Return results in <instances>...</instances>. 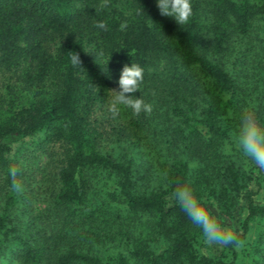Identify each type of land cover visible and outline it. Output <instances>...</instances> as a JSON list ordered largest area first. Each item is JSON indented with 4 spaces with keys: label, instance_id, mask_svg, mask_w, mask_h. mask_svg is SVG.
Returning a JSON list of instances; mask_svg holds the SVG:
<instances>
[{
    "label": "trees",
    "instance_id": "1",
    "mask_svg": "<svg viewBox=\"0 0 264 264\" xmlns=\"http://www.w3.org/2000/svg\"><path fill=\"white\" fill-rule=\"evenodd\" d=\"M130 62L152 111L100 117ZM20 63L31 96L0 117V262L236 263L240 249L202 251L174 192L190 183L243 240L264 222V170L224 150L245 110L264 126V0H192L182 26L155 0H0V65ZM35 139L55 151L50 186L17 191L15 146Z\"/></svg>",
    "mask_w": 264,
    "mask_h": 264
},
{
    "label": "clouds",
    "instance_id": "2",
    "mask_svg": "<svg viewBox=\"0 0 264 264\" xmlns=\"http://www.w3.org/2000/svg\"><path fill=\"white\" fill-rule=\"evenodd\" d=\"M155 3L162 16L172 18L180 26L187 24L192 16V0H155ZM99 26L104 27L103 24ZM69 54L73 63L78 66V55ZM143 73L144 69L136 63L124 64L116 81L118 90L113 91L116 93V102L130 108L135 114L152 111L150 103H147L141 95H134L140 92ZM233 149L239 151L245 160L264 170V126L250 118L248 110L241 113L239 125L231 142L224 148L228 153ZM188 167L194 169L197 164L192 162ZM11 174L15 176L16 170L12 169ZM20 187L18 183L13 184V188L17 191ZM174 199L180 210L200 232L206 244L231 246L237 250L245 246V240L239 238L232 230L223 227L221 218L211 211L212 208L218 207L215 201H205L190 183L178 185L174 192Z\"/></svg>",
    "mask_w": 264,
    "mask_h": 264
},
{
    "label": "rangeland",
    "instance_id": "3",
    "mask_svg": "<svg viewBox=\"0 0 264 264\" xmlns=\"http://www.w3.org/2000/svg\"><path fill=\"white\" fill-rule=\"evenodd\" d=\"M27 68L26 63H20L17 66L11 68H5L0 65V117H3L8 108L19 109L25 105L26 101L30 98L31 94L22 81V76ZM50 83L46 84L48 89ZM118 103L116 102V95H113L102 108V111L98 112L100 117L107 116V111L113 109ZM104 112L105 114H103ZM37 140H31L15 146V153L21 155L26 152L27 156L22 160V166H24L21 178L20 190L23 191L25 182L34 184V187L48 188L50 186L51 179L45 176L47 168L52 166L54 160L53 151L51 155L44 150L37 149ZM32 152V153H30ZM260 202L264 203V191L259 194ZM38 205L35 206L37 208ZM30 213V212H29ZM264 230L263 221H253L251 230L245 240V246L239 250L238 258L235 264H264V253H260L258 249V239L260 234ZM201 244L202 251L204 253H218L223 250L221 245H209L203 242ZM0 264H8L7 261H1Z\"/></svg>",
    "mask_w": 264,
    "mask_h": 264
}]
</instances>
